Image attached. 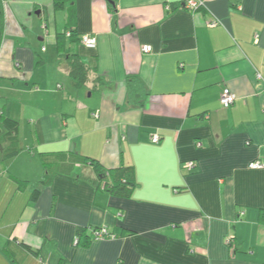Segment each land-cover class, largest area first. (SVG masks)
Segmentation results:
<instances>
[{
  "label": "crops",
  "instance_id": "1",
  "mask_svg": "<svg viewBox=\"0 0 264 264\" xmlns=\"http://www.w3.org/2000/svg\"><path fill=\"white\" fill-rule=\"evenodd\" d=\"M2 1L0 109L18 122L22 150L2 161L1 144L0 264H264V169L249 167L264 163V0H196V12L187 0H76L74 28L97 39L65 48L89 69L84 87L58 62L67 9ZM131 78L148 93L142 107L128 104ZM225 89L236 96L229 109ZM41 154L94 159L104 183L132 167L136 187L114 197L80 162L43 186ZM104 227L116 239L93 240ZM80 230L87 245L76 244Z\"/></svg>",
  "mask_w": 264,
  "mask_h": 264
},
{
  "label": "trees",
  "instance_id": "2",
  "mask_svg": "<svg viewBox=\"0 0 264 264\" xmlns=\"http://www.w3.org/2000/svg\"><path fill=\"white\" fill-rule=\"evenodd\" d=\"M75 2L76 0H54L55 9L57 11L67 9V21L64 34L57 35V53L59 54V64L63 59L67 61V66L69 69V75L72 82L76 87H84L89 83L90 72L86 67L81 58L76 55H64L66 48V41L71 44L81 43V36L78 35L76 29L74 28L76 14H75ZM203 10L202 6L198 8L197 11ZM5 32V12L4 3L0 0V47L3 43ZM70 34V37L67 34ZM106 82L102 78L97 79V85L94 86L93 90H98V86H104ZM127 95L128 104L132 107H142L148 93L143 86L142 82L138 79H128L127 80ZM2 111V109H1ZM19 128L18 122L5 117L2 111L0 117V149L1 144L8 142L9 146L2 150L4 154L2 161L9 160L19 154L22 150L20 142L17 136H13L17 133ZM13 137H8V135ZM41 160L45 168V175L43 176L40 184L47 185L54 175L58 173H68L75 163L89 164L95 170L99 180L104 183L107 173L104 171L103 167L98 163V161L91 159L87 156L77 155V154H59V155H44L41 154ZM111 176L113 177L112 182H106L103 185L104 191L110 193L114 197L127 199L130 198L132 192L134 191L136 184L134 181V173L132 167L117 168L111 171ZM40 196V191L35 190L32 195V200L37 201ZM259 223L264 226V210L259 213ZM96 231V230H95ZM94 232V231H93ZM94 240V235H92ZM77 244L87 245L89 240L86 238L84 231L80 230L77 236ZM27 248V247H26ZM29 250V249H28Z\"/></svg>",
  "mask_w": 264,
  "mask_h": 264
},
{
  "label": "built area",
  "instance_id": "3",
  "mask_svg": "<svg viewBox=\"0 0 264 264\" xmlns=\"http://www.w3.org/2000/svg\"><path fill=\"white\" fill-rule=\"evenodd\" d=\"M189 10L191 11H197L198 8L201 5V3L199 1L196 0H187L186 1V5H185ZM219 25L218 21L214 20L213 22H211L209 24L210 27H217ZM68 37H70V34H67ZM81 44L88 47V48H94L97 44V39L94 36H90V35H83L81 36ZM152 48L150 46H145L143 48V52L145 54L151 53ZM260 77V76H259ZM236 102V96L234 95V93L230 90V89H225L223 94L221 95V99H220V104L223 108L225 109H229L230 107H232ZM2 111L0 109V117H1ZM94 117L96 119L99 118L98 113L94 114ZM161 138L159 137V135H153L151 138V143L153 144H159L160 143ZM194 167V163H187L185 165V168L188 170L193 169ZM250 169L253 170H258V169H264V163L260 162V161H256L250 164ZM94 235V240L95 241H103V240H107V239H116V236L114 234H111L109 232V230L107 228H101L98 229L96 231L93 232ZM232 243L231 240L228 241V244ZM76 244H77V240H76Z\"/></svg>",
  "mask_w": 264,
  "mask_h": 264
},
{
  "label": "rangeland",
  "instance_id": "4",
  "mask_svg": "<svg viewBox=\"0 0 264 264\" xmlns=\"http://www.w3.org/2000/svg\"><path fill=\"white\" fill-rule=\"evenodd\" d=\"M63 14H64V12H62ZM10 21L13 23V25L15 26V27H22V25L20 24V23H18L17 22V20L14 18H12V19H10ZM41 22V21H40ZM45 29V30H44ZM39 30L41 31V33L43 32L44 33V31H46L47 32V34L49 33L48 32V30H47V26H46V22H44L43 24L41 23L40 25H39ZM21 31H23V29L21 28ZM59 34H64L65 33V27L63 26L62 27V29H61V31L60 32H58ZM37 33L34 31V30H32V35H33V37L35 38V40H34V42H27V43H24V46H27V44H29L30 45V47H29V49L31 50V52H32V57L34 58V57H36V50H37V46H38V38H39V36L38 35H36ZM45 33L43 34V38L45 39ZM49 41H45V43H44V47H46L49 51L48 52H50L51 51V48H49ZM15 44V43H14ZM67 44H69V41H66V47H67ZM2 47V46H1ZM0 47V48H1ZM9 55H10V59H11V61H13V60H15V59H17V57H16V54L13 52H10L9 53ZM47 58H48V62H54V57H51L50 55H47ZM27 62H28V60H29V58L28 59H25ZM50 72H52V68L51 67H49L48 68V70H47V74L49 75L50 74Z\"/></svg>",
  "mask_w": 264,
  "mask_h": 264
}]
</instances>
